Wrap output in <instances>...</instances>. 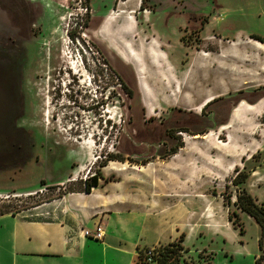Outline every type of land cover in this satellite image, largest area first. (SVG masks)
<instances>
[{
  "label": "rangeland",
  "instance_id": "1",
  "mask_svg": "<svg viewBox=\"0 0 264 264\" xmlns=\"http://www.w3.org/2000/svg\"><path fill=\"white\" fill-rule=\"evenodd\" d=\"M122 10L139 30L120 40L122 19L106 39L104 14ZM252 35L264 37V0H0V214L47 210L102 170L115 171L112 181L136 182L131 199L138 218L170 211L164 203L175 202V189L184 191L179 211L199 216L194 225L186 222V264H255L261 228L241 212L234 226L229 215L237 209L226 202L228 195L236 200V188L226 185L246 167L247 188L264 204V103L247 116L240 96L226 100L232 90L264 85V53ZM129 54L145 77L148 102L137 70L124 60ZM159 61L161 71L153 65ZM220 76L225 94L216 89ZM209 91L217 100L202 108ZM126 134H135L133 146L127 139L122 145ZM176 147L185 150L175 160ZM244 150L257 157L242 164ZM116 154L130 161H109ZM225 155L235 167L216 175V158ZM68 179L75 180L54 185ZM158 222H144L153 230L150 247Z\"/></svg>",
  "mask_w": 264,
  "mask_h": 264
},
{
  "label": "crops",
  "instance_id": "2",
  "mask_svg": "<svg viewBox=\"0 0 264 264\" xmlns=\"http://www.w3.org/2000/svg\"><path fill=\"white\" fill-rule=\"evenodd\" d=\"M150 13L153 15L152 12ZM107 15L108 11L102 18L103 23L107 21L109 17ZM126 20L123 19V23L119 22L117 27L120 32L122 30L120 40L139 30L137 24ZM103 37L106 36L103 34ZM131 67L134 68V65ZM187 93L192 94L190 90ZM253 93L257 95L255 99L250 98ZM227 95L226 100H233L240 96L239 100H242V103L245 101L243 111L248 116L254 111H259L258 109L263 106L264 85L232 90ZM186 99L187 97H184V100ZM192 99L196 100L193 95ZM247 100H257V102L251 104ZM234 111L232 119L236 122L239 117L234 116ZM254 113L258 114V112ZM221 131H223L222 128ZM134 135L131 134L129 137L127 134L124 135L122 145L127 139V143L133 146ZM184 150H179L173 158L182 154ZM240 153L238 160L242 159V164H244V157L246 161H249L253 156L248 152L245 153V150ZM226 155L216 158L218 164L214 168L220 169L216 175L224 176L227 174L228 167H235L231 156ZM168 165L169 169H174L173 162L168 161ZM236 165L240 167V164ZM175 166L176 171L174 172L178 173L185 167V164L181 161L176 162ZM102 173L104 179H100L99 185L93 187L91 192H67L51 200L47 210H40L42 206H39L37 208L39 210L34 209L35 212L29 214H0V264H145L139 258L140 249L167 246L177 242L182 235H185L183 245L186 244L189 238L185 234L188 233L186 222L194 225L199 216L195 211L187 213L183 210L179 211L178 202L185 195L183 190L175 189L177 197H172L175 202L163 204L166 208L174 207L170 211L159 216L144 213L143 218H138L137 206L131 199V192L136 187V182H131L125 177L112 181L109 177L113 176L115 171L108 174L102 170ZM196 174L193 168L190 175L195 177ZM72 181L74 180L68 179L56 182L54 185L63 187L68 182L73 183ZM169 212H172L171 216L167 215ZM148 218H156L157 222H161L156 229L157 239L151 247L147 245L146 237L153 234V230H146L144 225ZM98 225H101L106 232V237L102 242L83 236V229H95ZM184 247L189 249L185 245Z\"/></svg>",
  "mask_w": 264,
  "mask_h": 264
},
{
  "label": "trees",
  "instance_id": "3",
  "mask_svg": "<svg viewBox=\"0 0 264 264\" xmlns=\"http://www.w3.org/2000/svg\"><path fill=\"white\" fill-rule=\"evenodd\" d=\"M141 9H145L143 3L141 4ZM154 13V11H151ZM252 39H255L264 44V37L258 35H252ZM117 77L122 81V86L127 90L129 94L133 93V90L130 89L129 85L125 80L116 74ZM216 101V100H215ZM180 147H176L172 149V155L178 153ZM259 153V152H258ZM110 156H107L109 158ZM256 154L251 158H256ZM127 160L122 154H116L115 158L112 156L109 158V161H119L121 163H125ZM107 165V164H106ZM104 165L103 167H105ZM244 169L238 168L236 170L237 174L234 179L226 185V189H231V186L236 188V200H232V195H228L226 197V202L228 206H234L237 210H234L229 215V220L233 223L234 226L239 225L240 220V212L246 214L251 217L256 223L259 225L262 231V236L259 239V257L256 259L255 264H264V204L259 203L258 200L250 193L247 188V182L249 179V173L245 172ZM99 175V174H97ZM93 176L90 181H86L84 183V192H91L93 187H97L99 185V179H104L103 176ZM4 214V213H1ZM244 229H241V234H244ZM185 239V235H182L177 242H173L167 246L156 247V256L155 261L156 264H186V260L184 257V253H188L190 250L186 249L183 245ZM148 250V249H147ZM146 250V251H147ZM141 251V250H140ZM139 251V258L144 262V254ZM145 263V262H144ZM146 264V263H145ZM211 264V263H210Z\"/></svg>",
  "mask_w": 264,
  "mask_h": 264
},
{
  "label": "bare ground",
  "instance_id": "4",
  "mask_svg": "<svg viewBox=\"0 0 264 264\" xmlns=\"http://www.w3.org/2000/svg\"><path fill=\"white\" fill-rule=\"evenodd\" d=\"M136 12H135V10L132 12V14H135ZM125 14H126V11L125 10H122V12H121V14H118L117 16H112V15H110L109 17H108V19H107V21L106 22H104L103 23V26H102V33L106 36V39L108 38V35L110 34V30L111 29H113L118 23V21L119 20H122V19H127V20H132L133 19V17H132V19L130 18L129 19V17L128 18H125ZM114 15V14H113ZM126 20V21H127ZM125 21V20H124ZM128 22V21H127ZM132 22L135 24L136 23V21H135V19H133L132 20ZM130 23V22H129ZM126 26V25H125ZM130 26V25H129ZM136 27V26H135ZM120 29H122V28H120ZM127 29V27L125 28V30ZM128 29H129V27H128ZM131 29V28H130ZM134 31V30H133ZM121 32H122V30H121ZM121 32H120V30L118 29L117 30V33L120 35V36H122V34H121ZM130 33V32H129ZM129 33H127V34H129ZM132 33V32H131ZM128 37V36H127ZM113 42H114V40H113ZM253 43H254V45L259 49V51L261 50L263 53H264V44L263 43H261V42H259V41H257V40H253ZM116 48V47H115ZM260 51V52H261ZM203 54L204 55H206V56H208L209 54L207 53V52H203ZM133 55V54H132ZM132 55L131 54H129V56L128 57H124V60H126L127 62H131V64L133 63V65H134V68L137 70V75L139 76L138 77V79H139V82L141 83V93H142V96H144V98H145V102H148V101H150V100H148V97H150V94H149V92H148V90H146V88L144 87V82L146 81L145 80V77L142 75V73H141V71L142 70H140V66H139V64L138 63H136V62H138V60H135V58H132ZM236 55H238V53L236 54L235 53V57H236ZM239 56V55H238ZM123 57V56H122ZM134 57V56H133ZM156 57V56H155ZM154 58V57H153ZM152 58V59H153ZM164 58V57H163ZM239 58V57H238ZM156 59V58H155ZM242 59V58H241ZM156 60H158V59H156ZM164 60H165V58H164ZM167 60V59H166ZM169 60V59H168ZM256 60V59H255ZM139 61H141V60H139ZM160 62V61H159ZM159 62H155L156 64H153L154 65V67H155V69L158 71H161V70H163L162 69V67H161V62L159 63ZM165 63V62H164ZM258 68V67H257ZM144 69V68H143ZM263 71H264V68H263ZM163 72V71H162ZM258 74V73H257ZM256 75V74H255ZM262 75V74H261ZM147 76V75H146ZM230 77H232V76H230ZM256 77V76H255ZM147 79V78H146ZM257 81V80H256ZM261 81V80H260ZM264 81V80H263ZM253 83V82H252ZM217 85V84H216ZM219 86V87H218ZM218 86L216 87V89L217 88H219L220 89V91L222 92V94H225V91H227L226 89H227V87H226V85H224L223 84V82H222V78H221V76L219 77V83H218ZM201 93V91L199 90L198 91V94H200ZM202 94V93H201ZM205 95V94H204ZM207 96V98L205 99V101L202 103V107H206V106H208V105H210L212 102H214L215 100H216V96H215V94H214V92H211V91H209L208 92V95H206ZM220 96V95H219ZM153 97V96H152ZM190 100H193L191 97H188ZM244 103H245V101H244ZM243 103V104H244ZM192 104V103H191ZM149 105V104H148ZM147 107H149V106H147ZM152 111V110H151ZM240 111H241V109L238 107L235 111H234V116H238L239 115V113H240ZM222 128V130L224 131V130H226V129H230V128H232V126L231 125H227V126H223V127H221ZM221 135H222V133H221ZM194 138H197V137H193V139ZM208 138V135L207 136H205L204 137V139H207ZM114 151V150H113ZM97 158V157H96ZM96 158H94L93 160L94 161H96V160H98V159H96ZM178 157L176 156V158H175V160L177 159ZM116 163L115 162H111L110 163V165L106 168V170L108 171V170H110V169H112L113 168V166L115 165ZM126 164H124L123 163V166H125ZM189 173H190V171H189ZM73 180H75V179H73Z\"/></svg>",
  "mask_w": 264,
  "mask_h": 264
},
{
  "label": "built area",
  "instance_id": "5",
  "mask_svg": "<svg viewBox=\"0 0 264 264\" xmlns=\"http://www.w3.org/2000/svg\"><path fill=\"white\" fill-rule=\"evenodd\" d=\"M83 236L85 238L91 239L93 241L102 242L106 237V232L102 228L101 225H98L95 229H83ZM144 253H145L144 262L146 264H156V261H155L156 250H155V248L148 249Z\"/></svg>",
  "mask_w": 264,
  "mask_h": 264
}]
</instances>
